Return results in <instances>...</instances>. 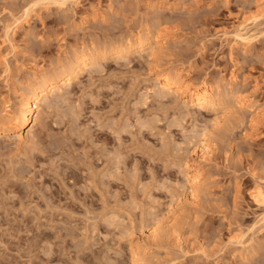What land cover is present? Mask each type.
Here are the masks:
<instances>
[{"label": "rangeland", "instance_id": "374dc122", "mask_svg": "<svg viewBox=\"0 0 264 264\" xmlns=\"http://www.w3.org/2000/svg\"><path fill=\"white\" fill-rule=\"evenodd\" d=\"M50 1L0 0V125L4 108L24 109L36 71L56 75L76 51L103 56L39 103L23 139L0 134V264H135V245L144 264H264V199L253 197L264 190V18L246 46L223 36L264 0ZM34 3L31 23L6 36ZM137 35L154 52L111 53ZM163 72L210 83L219 112L160 91ZM192 166L203 185L178 204Z\"/></svg>", "mask_w": 264, "mask_h": 264}, {"label": "bare ground", "instance_id": "6f19581e", "mask_svg": "<svg viewBox=\"0 0 264 264\" xmlns=\"http://www.w3.org/2000/svg\"><path fill=\"white\" fill-rule=\"evenodd\" d=\"M69 1L72 2L73 0H59L61 5ZM31 6L24 7V10H22L23 11L22 14L13 17L11 24L10 25L8 24V26L6 27L5 30L6 36H8L10 33L12 34L11 31L14 32L15 29L20 28L19 27L20 25H24L23 22L25 24L31 23L30 21L32 17L30 16L31 13L34 11L33 6L35 7V3L34 5L32 4ZM262 18H264V8L253 16L248 15L246 18H243L244 21L241 24H239V27L237 26V28L234 31L224 32L223 36L226 39L224 41L231 40L232 43L234 42V45L241 44L243 46H246L247 44L251 43L254 38L253 36L248 34V29L252 25L255 24L257 25L258 22H261ZM133 39H134L133 41L127 39L124 40L123 42H118V41L115 42L114 44H112L113 47L110 48L111 53L116 56H119V58L122 57L126 58L127 56L132 55L135 52L136 48L137 51L139 50L143 52L148 48L149 50L151 49V51H153V48L155 47L151 44L152 39L148 35L145 36L137 35ZM97 47L98 49L101 48L103 51L106 49L105 48L106 46H103L101 44L98 45ZM97 52H93V51L74 52L67 66L66 67L64 66V68L58 71L59 73L56 75H45L38 73L36 71L31 76V78L26 83H24L25 87L27 86V89L25 90L21 98L24 109L16 112L7 110L6 109L7 107L3 109L2 117L7 122L1 123L2 126L0 125V134H5V135L15 134L18 136V139H23L24 130L30 127L33 121L32 115L35 113V111L38 108L41 107V104L39 106V103L42 100H45V102L46 99L50 100V97L53 94L58 93L59 91L61 92V89L73 85L75 81H78L80 78H82L83 76L82 74H84V72L87 71V69H91V68L93 69L95 66L97 68V65L100 64L97 63L98 59L101 56H103L102 51L98 50ZM173 75L174 74L172 72H163L156 75V80L160 91L179 93L181 96L187 95L189 97L188 102L190 103L191 106L203 111L213 110V111H217V113L219 112L217 108L221 106L222 100H220V98L217 97L216 95L217 93L215 94L213 90V86L210 83L205 82L201 86H190V85L188 86V84H184V82H182L181 80H177L176 78H174ZM184 79H186V77H184ZM13 89L16 92L17 86L14 87L13 85ZM236 104H239L240 107H250L252 110L256 111V109H254L253 104L249 101L238 100ZM204 141L201 144L200 158L207 160L209 155V151H208L209 145ZM191 168L192 169L189 172H187L186 175L190 195L189 197L184 196L185 198L179 197V199L177 197L176 200L178 201V204H180L181 202L184 203V201H187L188 204L193 203L195 201V198L197 199V196L199 194L198 193L199 189L203 185L204 178L202 176V172L200 171V169L194 166H192ZM253 194H254L253 195L254 199L259 201L258 203H260L261 200L264 199V190L261 187H257L256 189H254ZM262 218L264 219V217ZM159 233L155 229H150L146 234V236L149 240L156 241L159 237ZM238 238H240V236ZM242 238L243 236H241V240L232 239L233 243L246 245L247 243L245 242L244 239L242 240ZM146 254L147 251L144 248L135 245L133 247V256H134L135 264H144V262L146 261L145 259Z\"/></svg>", "mask_w": 264, "mask_h": 264}]
</instances>
